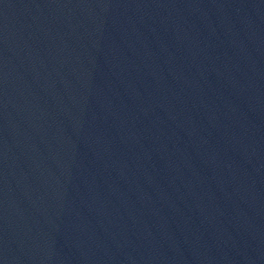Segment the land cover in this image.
Masks as SVG:
<instances>
[{
  "label": "water",
  "instance_id": "water-1",
  "mask_svg": "<svg viewBox=\"0 0 264 264\" xmlns=\"http://www.w3.org/2000/svg\"><path fill=\"white\" fill-rule=\"evenodd\" d=\"M0 264H264V0H0Z\"/></svg>",
  "mask_w": 264,
  "mask_h": 264
}]
</instances>
